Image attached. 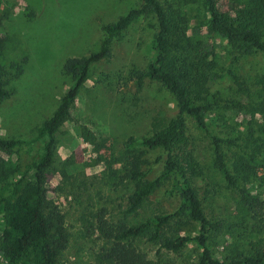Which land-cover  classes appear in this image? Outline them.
<instances>
[{"label":"rangeland","instance_id":"obj_1","mask_svg":"<svg viewBox=\"0 0 264 264\" xmlns=\"http://www.w3.org/2000/svg\"><path fill=\"white\" fill-rule=\"evenodd\" d=\"M140 2L0 0V64L11 74L15 72L12 64L22 68L19 76L4 86L9 94L0 100V137L31 139L74 81L70 74L62 72L64 61L97 51L106 26ZM160 2L167 9H175L178 19L186 20L184 43L188 51L175 53L218 100L208 113V123L213 134L225 139L222 147L227 163L241 181V173L233 164L239 151L230 141L238 136L242 140L257 139L258 143L264 139V111L254 112L252 108H264L260 82L264 56L257 50L244 54L221 35L209 32L210 16L203 0ZM219 5L228 9L230 1L219 0ZM157 31L155 14L133 18L111 42L110 55L90 64L70 114L55 132L54 163L46 175V202L63 216L69 233L67 248L58 255L56 264H102L96 259L105 243L97 228L96 213L101 209H105L104 218L111 224L138 225L155 214L174 211L179 204L171 179H162L141 207L129 212L128 195L134 182L116 184L130 150L138 155L147 179L158 177L166 161L163 148H148L142 141L175 117L176 100L157 80L145 77L139 84L134 77V71L145 70L152 58ZM192 122L188 121L191 135L187 150L198 162L199 170L193 185L205 211L222 224L221 232L209 239L210 246L220 259L238 251L248 252V242L255 238L252 219L236 188L215 167L210 138ZM42 147L43 141L37 139L13 151L0 150V157L10 165L18 163L22 170L41 153ZM256 172L252 175L253 190L264 195V168ZM16 175L17 172L0 179V194L9 190V181ZM188 227L194 231L196 224ZM133 243L148 258L174 264L191 263L201 251L194 242L180 253L159 250L158 243L145 237H137ZM0 264H8L2 255Z\"/></svg>","mask_w":264,"mask_h":264},{"label":"trees","instance_id":"obj_2","mask_svg":"<svg viewBox=\"0 0 264 264\" xmlns=\"http://www.w3.org/2000/svg\"><path fill=\"white\" fill-rule=\"evenodd\" d=\"M203 1L210 16L209 32L221 35L234 49L244 54L257 50L264 56V0H228V9H222L219 0ZM146 13L155 14L158 31L153 42L152 58L145 70L134 71V77L139 84L145 77L160 82L173 94L177 113L167 125L155 129L151 136L142 141L148 148L161 147L166 151L161 174L154 179L144 178L141 161L130 150L116 184L126 180L134 182V189L128 195L129 212H136L162 179H171V188L178 195L179 204L174 211L155 214L138 225L125 222L111 224L104 218L105 209H101L96 213L97 228L99 237L105 243L96 254V259L102 264H174L148 258L133 243L135 238L145 237L158 243L159 250L171 253H180L189 243H196L201 251L188 264H264V195L253 190L252 181L257 169L264 168V139L259 143L257 139L242 140L240 136L231 139L230 143L239 151L233 162L241 173V181H238L223 151L225 139L213 134L208 123V113L218 105V100L209 94L208 88L201 82L202 78L193 75L185 63L178 60L182 57L175 53L188 51L184 43L186 20L178 19L174 15L176 10L167 9L160 0H141L138 7L131 8L106 26V34L97 51L64 61L62 72L70 74L74 81L62 95L53 114L36 127L31 139L0 137L1 151H13L14 147H22L37 139L43 141L41 153L22 170L18 163L10 165L0 157V179L4 180L17 172L9 181V190L0 194V255L8 264H56L58 255L67 248L69 233L64 218L56 207H49L46 202V175L47 169L54 163L55 132L70 114L78 90L87 79L90 64L109 56L111 42L133 18ZM187 44L193 45L189 41ZM194 56L201 59L196 53ZM12 67H15V72L11 74L8 68L0 64V100L9 94L4 86L22 71L19 64H12ZM260 82L264 89V76ZM252 108L254 112L264 111L257 105ZM189 120L210 138L215 167L236 188L252 219L255 238L248 242V252L238 251L230 258L220 259L210 246L209 239L221 232L222 224L212 220L205 211L202 198L193 185L199 170L198 162L187 150L191 135ZM192 223L196 224L194 231L188 227Z\"/></svg>","mask_w":264,"mask_h":264}]
</instances>
